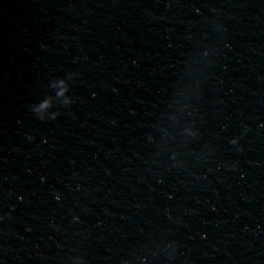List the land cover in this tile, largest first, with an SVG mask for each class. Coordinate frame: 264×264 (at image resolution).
<instances>
[{
  "label": "water",
  "instance_id": "95a60500",
  "mask_svg": "<svg viewBox=\"0 0 264 264\" xmlns=\"http://www.w3.org/2000/svg\"><path fill=\"white\" fill-rule=\"evenodd\" d=\"M0 264H264V0H0Z\"/></svg>",
  "mask_w": 264,
  "mask_h": 264
}]
</instances>
